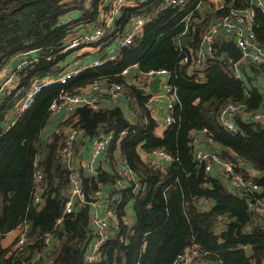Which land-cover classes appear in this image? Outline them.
Returning <instances> with one entry per match:
<instances>
[{
	"label": "trees",
	"instance_id": "1",
	"mask_svg": "<svg viewBox=\"0 0 264 264\" xmlns=\"http://www.w3.org/2000/svg\"><path fill=\"white\" fill-rule=\"evenodd\" d=\"M201 1L185 0L177 6H167L166 0L127 3L113 25L114 31L124 29L131 17H141L146 20L141 34L121 47L114 59L85 68L64 85L43 87L32 106L6 125L9 111L32 80L54 75L64 67L70 53L62 52L65 37L79 27L100 22V13L109 7L105 0H0V70L17 54H23L25 61L17 71V86L0 97V239L25 221L30 243L24 259L42 252L43 236L53 232L57 248L51 264H84L81 249L92 234L90 203L63 214L71 171L60 155L68 130L79 129L76 153L100 133H113L104 160L111 169L99 165L96 173L81 176L89 194L120 178L115 154L138 181L135 186V180L128 179L121 190L115 207L119 224L102 245L98 264H171L191 247H196L199 258L207 263L264 264L262 215L255 210L264 198V98L258 86L246 85L243 78L246 69L264 73V66L239 62L236 67L241 75L237 76L230 59L218 50L222 38L214 41L203 67L192 64L204 33L233 9L251 12L253 31L264 47V11L252 0H222L214 12L202 14L197 8ZM73 11L79 12L78 18L63 22ZM114 31L103 32L92 47L110 45ZM184 35L189 38L180 45L177 40ZM184 56L189 62H182ZM133 65L138 74L127 80L123 72ZM160 68L168 70V83L178 98L171 112L174 120L162 136L155 133L157 120L149 106L152 94L145 89L146 83L136 82L150 69ZM96 80L103 81L106 89L122 84L125 100L132 102L133 118L125 116L124 100L97 108L81 105L58 121L46 143L44 176L38 190L41 200L35 203L33 161L40 151L43 129L51 123L50 106L61 89L80 92ZM228 103L239 104L234 131L219 122V111ZM195 133L204 134L198 139H204V145L223 160L235 162L239 157L245 165L235 170L251 178L259 190L231 188L218 175L206 172L194 157ZM156 150L165 151L171 161L162 167L141 157V152L151 155ZM247 166L260 175L251 177ZM129 202L136 219L124 224L122 217ZM202 202L211 205L201 209ZM59 217L62 220L55 225ZM21 260L12 252V245L0 246V264H21Z\"/></svg>",
	"mask_w": 264,
	"mask_h": 264
},
{
	"label": "built area",
	"instance_id": "2",
	"mask_svg": "<svg viewBox=\"0 0 264 264\" xmlns=\"http://www.w3.org/2000/svg\"><path fill=\"white\" fill-rule=\"evenodd\" d=\"M130 0H105V5L109 7L108 11L101 12L96 24L89 23L87 27H79L77 31L70 33L62 41V52L66 53L72 50L83 49L91 47L96 52L100 51L106 54L104 59L94 58L90 62L84 60H76L72 62L70 67H64L56 74L46 75L32 80L29 87L24 91L20 99L16 102L15 106L9 111L7 115L6 125L13 124L17 117L30 108L35 101L36 95L43 87L50 86L54 83L61 85L66 84L77 73L81 72L88 67H96L103 64L107 59H114L119 53L121 47L126 46L141 34L142 26L146 21L141 17H131L127 26L120 31H114L113 25L117 17H119L121 9L124 5L129 3ZM254 4L264 11V0H252ZM166 5L177 6L185 3V0H166ZM68 20V19H67ZM65 20V21H67ZM253 23L251 16L245 11L231 10L230 14L224 17L221 21L213 23L208 30L204 33L199 49L194 53L192 64L196 67H203L205 58L212 54L214 41L222 38L223 41L233 40L236 46L240 49L242 57L233 65L235 74L240 76L241 73L236 65L241 62L245 66L256 65L264 66V47L257 41L253 31ZM108 30L109 33L114 31L112 42L107 47L100 49L99 46L92 47L93 44L98 43L103 35V32ZM190 58L184 56L182 62H189ZM25 64L24 59L13 69L9 64L4 65L0 70V97L4 89L18 84L17 71ZM136 66V65H133ZM129 69V68H128ZM125 69L123 74L128 70ZM141 75V74H140ZM142 77L136 82L146 83L145 89L151 94L152 90L149 82L154 78H159L160 96L165 99V114L163 121L166 125L170 124L174 118L171 114L172 108L178 101L176 90L168 83L170 74L167 69H150L145 72ZM162 86V87H161ZM7 90V89H6ZM107 91L108 100L114 104H122L125 100L124 88L121 83H114L106 89L103 81L96 80L88 86L80 90V92H65L60 90V95L50 106L49 118L53 120H63L59 114H70L81 105H87L92 108H97L103 102L99 99L100 95ZM158 93V94H159ZM155 94V93H154ZM157 94V93H156ZM239 104L228 103L219 111V122L225 128L231 131L235 130L234 117ZM261 114H258L260 117ZM81 133L79 129L68 130L66 137V144L60 151L62 162L71 171L70 182L63 200V214L71 213L76 207L81 206L85 201L83 182L81 180V170L79 166V155L74 150V144L78 134ZM113 133L107 134L100 133L90 141L89 156L84 162V169L86 173H96L97 167L103 163L106 157V151L112 143ZM115 154L117 160L118 171L120 178L111 185V193H104L102 189H98L90 196L97 198L94 203H90V217L92 234L90 238L84 243L81 254L84 264H98L101 260V247L107 240L108 236L112 233L111 230L117 229L119 224L117 214L115 211L116 203L121 199V190L126 187L128 179L133 178L135 175L127 165L123 164L121 159ZM153 157L152 164L160 165L171 161V156L163 150H156L150 155ZM194 157L196 161L203 165L206 172L218 175L221 177L231 188H242L244 190H259V186L254 184L249 177L237 172L235 167H243L245 163L239 158L235 157L234 161H225L220 155L213 150H210L205 145H194ZM41 153L37 154L33 161L34 167V183L36 186L33 201L38 203L40 195V183L43 180L44 172L42 165ZM77 160V161H76ZM96 165V166H95ZM138 181L135 180V186H138ZM134 186V187H135ZM62 220L59 217L56 220L58 225ZM124 224H128V220L122 217ZM261 228L264 230V216L261 222ZM54 238V233L49 232L42 238L44 248L48 247L50 241ZM30 241L27 237V224L25 221L21 225L20 231L12 244V252L15 255H20L22 260L21 264H37L38 259L33 255L31 259H24L28 252V245ZM199 259L198 250L196 247L187 248L183 253L178 255L171 264H193L195 260ZM15 264V262H13ZM215 264V263H210Z\"/></svg>",
	"mask_w": 264,
	"mask_h": 264
},
{
	"label": "crops",
	"instance_id": "3",
	"mask_svg": "<svg viewBox=\"0 0 264 264\" xmlns=\"http://www.w3.org/2000/svg\"><path fill=\"white\" fill-rule=\"evenodd\" d=\"M221 1L222 0H203L199 3V5L197 6V8L199 9L200 13L202 12H206V13H210V12H214L217 8H219L221 6ZM137 0H130L129 4H136ZM220 3V4H218ZM250 16L252 15L250 11L247 12ZM203 14V13H202ZM72 12L70 14H67L64 17V21L63 22H69L70 19L72 18ZM68 19V20H67ZM67 20V21H65ZM185 30H187V24L185 27ZM224 42V41H223ZM103 50V49H102ZM223 52V51H222ZM224 53V52H223ZM31 54V53H30ZM102 52L98 51L96 52L95 50H93L91 47H85L83 49H81V51H79V54H77L76 56L70 57V55H68V57L66 58L65 62L63 63V65L70 67L72 62H76V60H84L85 62H90L91 59L94 58H100L102 56ZM224 55H226L224 53ZM77 57V58H76ZM228 57V56H227ZM137 66H132L130 67L124 74L126 75L127 80H130L132 76H136L138 74L137 72ZM245 75L246 77L243 78L245 79V83L246 85L249 86L250 83L254 84L255 86H258L259 90L263 93V98H264V73L262 71H258L256 69H246L245 70ZM16 87V84L13 86V88ZM162 87V86H161ZM108 92L105 91L103 92L99 99L105 104V105H110L112 104L109 100H108ZM151 98H150V109H151V113L153 114V116L156 118L157 120V126L155 128V133L158 136H162L163 131L166 128V124L163 121L164 119V114L165 112V99L160 96V93L158 94H154L153 92L151 93ZM124 106V114L125 116L129 119L132 120L133 118V110H132V102L131 101H126L123 104ZM262 114H264V105L261 109ZM67 116V114H59V117H62L63 119ZM58 121L61 120H53L51 121V123L47 124V130L45 132H42L41 138H40V151L38 152L41 153V159H43L45 157L46 154V143L48 141L49 135L51 133V131H53V127L58 123ZM263 122H264V118H263ZM204 134H194V143L197 145H204V139H198L199 137H202ZM89 148H90V141L84 143L81 148H80V152L77 153L79 155V166H80V170H81V175H88L84 169V162L86 160V158L90 155L89 154ZM141 157L143 159H147V160H153V157H151L150 155H147L143 152H141ZM100 165H103L102 167L106 170H110V166L103 161V163H101ZM96 166V165H95ZM118 167V165H117ZM247 169L249 171V174L251 177L254 176H259L260 172L255 170V169H251L250 166H247ZM136 179V178H135ZM55 181H58V174L55 175ZM111 185H106L100 189L103 190L104 193H111ZM11 195V194H10ZM206 207H204V205H206ZM211 203L209 202H203V204L201 205V209H208L210 207ZM255 210L257 212H259L262 215V220L263 221V216H264V198L263 201L261 200L259 203H257V206L255 208ZM127 220L128 223H132L135 221L136 216L133 210V205L132 202L126 206V215L124 216ZM20 228L17 229H13L11 231H9L8 233H6L1 239H0V246L2 248H7L10 247L19 231ZM57 248V240L55 238H53L50 241V244L48 247L44 248L42 252H36L33 253L34 257L36 259H38V263L37 264H51L53 256L55 254ZM193 264H210L207 263L203 260H201L200 258L195 260Z\"/></svg>",
	"mask_w": 264,
	"mask_h": 264
},
{
	"label": "water",
	"instance_id": "4",
	"mask_svg": "<svg viewBox=\"0 0 264 264\" xmlns=\"http://www.w3.org/2000/svg\"><path fill=\"white\" fill-rule=\"evenodd\" d=\"M220 4V3H218ZM188 36L184 35L180 38V45H184L186 40H188ZM219 51H223L226 56H228V58L231 61V64L234 65L235 63H237L240 58L242 57V53L240 51V49L236 46L235 42L233 40H228V41H224L220 44L219 46ZM106 57V54L102 55L100 57V59H104ZM233 69V66L231 67V70ZM149 86L152 90L153 93H159L160 92V87H159V78H154L153 80H151L149 82ZM47 124L43 129V132H45L47 130ZM83 189H84V199L87 203H94L97 198H94L92 196L89 195V192L87 190L86 185L83 183ZM12 194V193H10Z\"/></svg>",
	"mask_w": 264,
	"mask_h": 264
},
{
	"label": "rangeland",
	"instance_id": "5",
	"mask_svg": "<svg viewBox=\"0 0 264 264\" xmlns=\"http://www.w3.org/2000/svg\"><path fill=\"white\" fill-rule=\"evenodd\" d=\"M78 15H79V12H78V11H73L71 16H72V18L74 19V18H78ZM185 32H186V31H185ZM177 43H180V41L177 40ZM79 51H81V49L70 51V53H69L70 57L76 56L77 54H79ZM23 57H24L23 54H17V55H15V56L10 60L9 65L14 69V68L16 67V65H18V64L20 63V61L23 59ZM76 58H77V57H76ZM11 86H12V85L7 86L4 90H6V89H11ZM150 110H151V109H150ZM76 161H77V160H76ZM202 204H203V202H202ZM206 206H207V204L204 205V207H206ZM221 227H222V225H219L218 229L221 228Z\"/></svg>",
	"mask_w": 264,
	"mask_h": 264
},
{
	"label": "clouds",
	"instance_id": "6",
	"mask_svg": "<svg viewBox=\"0 0 264 264\" xmlns=\"http://www.w3.org/2000/svg\"><path fill=\"white\" fill-rule=\"evenodd\" d=\"M7 90H9V89H7Z\"/></svg>",
	"mask_w": 264,
	"mask_h": 264
}]
</instances>
